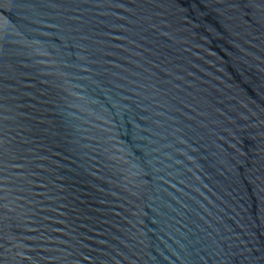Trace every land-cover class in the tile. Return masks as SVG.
Returning a JSON list of instances; mask_svg holds the SVG:
<instances>
[{"label": "water", "instance_id": "water-1", "mask_svg": "<svg viewBox=\"0 0 264 264\" xmlns=\"http://www.w3.org/2000/svg\"><path fill=\"white\" fill-rule=\"evenodd\" d=\"M0 264H264V0H0Z\"/></svg>", "mask_w": 264, "mask_h": 264}]
</instances>
